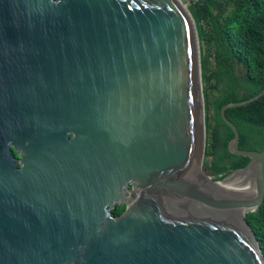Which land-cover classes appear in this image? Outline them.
Returning a JSON list of instances; mask_svg holds the SVG:
<instances>
[{"label":"water","instance_id":"obj_1","mask_svg":"<svg viewBox=\"0 0 264 264\" xmlns=\"http://www.w3.org/2000/svg\"><path fill=\"white\" fill-rule=\"evenodd\" d=\"M224 4L229 0H214ZM233 190L204 168L196 22L180 0H0V264H264ZM14 152L18 155L15 157ZM137 191L125 204L129 187Z\"/></svg>","mask_w":264,"mask_h":264},{"label":"trees","instance_id":"obj_2","mask_svg":"<svg viewBox=\"0 0 264 264\" xmlns=\"http://www.w3.org/2000/svg\"><path fill=\"white\" fill-rule=\"evenodd\" d=\"M189 10L196 22L201 49L205 102L206 151L204 168L222 181L251 159L229 151L234 137L221 109L245 101L264 90V0H229L224 4L201 0ZM238 128L240 149L264 150V96L227 110ZM246 220L264 255V202Z\"/></svg>","mask_w":264,"mask_h":264},{"label":"bare ground","instance_id":"obj_3","mask_svg":"<svg viewBox=\"0 0 264 264\" xmlns=\"http://www.w3.org/2000/svg\"><path fill=\"white\" fill-rule=\"evenodd\" d=\"M224 185L228 186L229 188H231L233 190H246V191L251 192V193H255L256 192L255 186H254L253 183L240 182L236 178L230 179V180H226L224 182Z\"/></svg>","mask_w":264,"mask_h":264},{"label":"flooded vegetation","instance_id":"obj_4","mask_svg":"<svg viewBox=\"0 0 264 264\" xmlns=\"http://www.w3.org/2000/svg\"><path fill=\"white\" fill-rule=\"evenodd\" d=\"M15 157L18 158V155L16 152H14ZM128 192L130 193L129 196H127V201L125 204H118L116 208H112V213L115 217L121 216L127 209L128 207V202H130L133 199V195L137 194L136 189L134 188L133 185H131L128 189Z\"/></svg>","mask_w":264,"mask_h":264},{"label":"built area","instance_id":"obj_5","mask_svg":"<svg viewBox=\"0 0 264 264\" xmlns=\"http://www.w3.org/2000/svg\"><path fill=\"white\" fill-rule=\"evenodd\" d=\"M183 4L186 5L187 8H189L191 5L198 4L201 0H180Z\"/></svg>","mask_w":264,"mask_h":264},{"label":"rangeland","instance_id":"obj_6","mask_svg":"<svg viewBox=\"0 0 264 264\" xmlns=\"http://www.w3.org/2000/svg\"><path fill=\"white\" fill-rule=\"evenodd\" d=\"M207 175L211 176V175H210V171H208V170H207ZM211 177H212V176H211ZM212 178H213V177H212ZM227 178H228L229 180H230V179H234V178H235V177H234V173L231 174V175H229Z\"/></svg>","mask_w":264,"mask_h":264}]
</instances>
